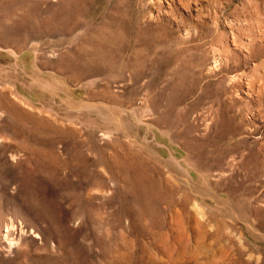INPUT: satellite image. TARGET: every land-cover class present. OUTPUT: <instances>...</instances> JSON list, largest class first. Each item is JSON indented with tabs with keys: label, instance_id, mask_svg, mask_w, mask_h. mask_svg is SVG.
<instances>
[{
	"label": "rangeland",
	"instance_id": "374dc122",
	"mask_svg": "<svg viewBox=\"0 0 264 264\" xmlns=\"http://www.w3.org/2000/svg\"><path fill=\"white\" fill-rule=\"evenodd\" d=\"M0 264H264V0H0Z\"/></svg>",
	"mask_w": 264,
	"mask_h": 264
}]
</instances>
